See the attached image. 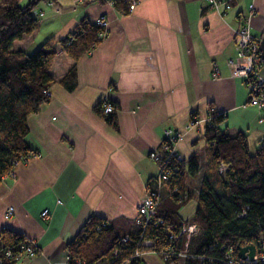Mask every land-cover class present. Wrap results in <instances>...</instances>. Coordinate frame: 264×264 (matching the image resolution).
Returning a JSON list of instances; mask_svg holds the SVG:
<instances>
[{
	"label": "crops",
	"instance_id": "1",
	"mask_svg": "<svg viewBox=\"0 0 264 264\" xmlns=\"http://www.w3.org/2000/svg\"><path fill=\"white\" fill-rule=\"evenodd\" d=\"M227 1L232 5L224 12L210 8L207 0H137L133 11H124L127 2L121 8L114 0L37 3L36 29L15 40L14 47L32 51L52 39L57 53L49 69L53 94L27 117V139L38 152L0 182V230L21 231L38 249L15 264H68L67 243L92 214L125 227L127 220L138 222L137 204L161 169L149 153L161 148L168 127L184 130L192 112L202 123L210 108L224 112L220 126L244 131L249 150L259 148L264 112L245 105L247 87L231 74L229 60L236 59L234 32L251 4V30L262 35L264 0ZM101 14L109 20L106 35L75 60L58 40L83 18L95 21ZM74 63L77 85L69 89L60 80ZM259 68L264 77L263 65ZM106 100L116 108L115 124L95 110ZM203 128L187 131L175 144L185 159L194 155L200 161L199 172L186 176L193 196L180 208L182 218L194 215L201 177L216 169ZM163 192L167 195L166 184ZM8 205L15 212L5 217ZM142 259L163 264L153 253Z\"/></svg>",
	"mask_w": 264,
	"mask_h": 264
},
{
	"label": "trees",
	"instance_id": "2",
	"mask_svg": "<svg viewBox=\"0 0 264 264\" xmlns=\"http://www.w3.org/2000/svg\"><path fill=\"white\" fill-rule=\"evenodd\" d=\"M39 1L0 0V182L14 168L15 160L38 152L27 139V117L46 101L43 90L50 87L53 81L49 69L57 48L52 39L32 51L15 48L14 42L36 29L38 18L34 8ZM114 2L121 8L126 6V0ZM98 31L95 21L83 18L58 42L77 60L100 43ZM60 82L69 89L75 88L76 63ZM95 110L107 121L116 123L114 112L104 113L101 102ZM195 114L192 112L191 116ZM225 117L222 111L214 113L212 118L216 124L207 125L204 131L216 169L212 174L201 177L197 208L190 219L198 224L199 231L191 236L189 255L179 258L181 264H198L200 258L196 255L200 253L208 257L206 262L223 264L225 252L230 246L236 254L239 244L256 243L259 237L264 236V141L251 152L244 131L232 133L228 126H220ZM169 162L177 167L164 183L167 195L162 189L154 220L147 223L144 230L146 237L158 238L159 244L168 243L170 229L174 233L180 232L185 218L180 216L179 210L191 198L186 176L196 175L200 170V161L194 155L183 160L171 157ZM160 219L162 222L157 224ZM125 223L126 227L115 221L108 222L97 214L90 215L67 243L69 264H73L77 257L86 259L90 264L100 259H107L109 264L126 259L128 264H143L142 258H132L136 249L143 248L140 243L142 226L137 221L128 224L130 221L127 220ZM125 234H129L131 239L122 243L120 237ZM185 240L186 234H182L175 242L176 247H181ZM30 242L25 233L3 227L0 230L3 264L17 262L5 256L7 247L18 249L20 244ZM116 248L119 251L114 254Z\"/></svg>",
	"mask_w": 264,
	"mask_h": 264
},
{
	"label": "built area",
	"instance_id": "3",
	"mask_svg": "<svg viewBox=\"0 0 264 264\" xmlns=\"http://www.w3.org/2000/svg\"><path fill=\"white\" fill-rule=\"evenodd\" d=\"M127 9L124 11H133L137 0H126ZM208 6L210 8L216 9L218 11H223L229 7H231L232 3L227 0H207ZM255 6L251 4L249 13L242 18V22L240 26L235 29L234 32V42L237 46V56L236 59H230L229 65L231 69V74L236 77H241L243 82L245 83L248 90V100L245 105H253L259 108L264 112V77L260 74V64L262 61L261 50H260V38L255 35L251 30L250 18L254 14ZM95 23L99 26V31L97 33V38H103L109 27V20L105 14H101L95 20ZM70 41H68L69 43ZM52 91L50 87H46L43 90L44 99H49L52 96ZM103 111L104 113H113L116 108L115 106L108 100L103 103ZM218 110L215 108H210L207 114L206 119L202 123V119L197 116L190 118L184 130H174L173 128L168 127L165 130V138L161 143V148L159 150H152L149 153V157L158 161L161 165L160 173L155 178V186L149 187L145 193L141 196L140 201L137 205V214H138V222L142 226L143 232L141 233L140 243L143 245V248L136 249L135 253L132 255V258L141 259L144 255V251L151 250L152 252H158L162 255L163 260L166 264H181L179 258L186 257L189 255V243L192 235L196 234L199 231V226L196 222L191 221L186 218L185 221L182 222L180 232L174 233L169 230V241L167 244H159L158 238H152L150 236L144 235V230L146 228L147 223L154 220V216L157 213V206L161 202V193L163 189L164 183L169 180L170 175L173 169H176L175 164H171L169 162L171 157H176L178 160H183L184 157L175 150L176 142L184 137L187 131L196 128L197 126H203V130L207 125L213 126L216 123L213 121L214 113H217ZM263 117H260V121H263ZM264 141V137L261 139V143ZM23 157L20 160H15V165H17L20 161L24 160ZM14 165V166H15ZM14 169V168H13ZM13 169L8 172V174H14ZM7 175V174H6ZM176 191V190H175ZM15 207L13 205H8L5 208L4 215L5 217H10L14 214ZM42 215L47 218L50 215V211L45 208L42 211ZM157 224L162 222V219L159 220ZM98 228V227H97ZM186 234V240L181 245V247H176V240L182 235ZM145 236V237H144ZM121 242L125 243L131 239L129 234H125L120 237ZM174 242V244H173ZM248 244V243H246ZM244 244V245H246ZM256 251L253 258H250L248 254L246 257H242L238 255V251L235 254V251L232 246H230L225 252L223 264H264V236L258 238L255 243ZM119 249L116 248L114 254L118 253ZM37 253V249L34 242L23 243L19 245L18 249H13L12 247H7L5 249V256L12 257L16 260H19L23 255H34ZM200 258V262L198 264H214L213 261L206 262L207 256L203 253L196 255ZM206 259V260H205ZM70 261V254L68 255V264ZM128 259L119 262L117 264H128ZM0 264H3V258L0 257ZM73 264H90L86 259L77 257L74 259Z\"/></svg>",
	"mask_w": 264,
	"mask_h": 264
},
{
	"label": "water",
	"instance_id": "4",
	"mask_svg": "<svg viewBox=\"0 0 264 264\" xmlns=\"http://www.w3.org/2000/svg\"><path fill=\"white\" fill-rule=\"evenodd\" d=\"M260 50L262 62L264 63V30L260 38ZM256 251L255 243H248L246 245H238V255L242 257H246V254L249 255L250 258H253Z\"/></svg>",
	"mask_w": 264,
	"mask_h": 264
},
{
	"label": "rangeland",
	"instance_id": "5",
	"mask_svg": "<svg viewBox=\"0 0 264 264\" xmlns=\"http://www.w3.org/2000/svg\"><path fill=\"white\" fill-rule=\"evenodd\" d=\"M262 65H263V67H264V63H261ZM48 100V99H47ZM5 176V175H4ZM193 196V195H192ZM191 196V197H192ZM139 203V202H138ZM138 205V204H137ZM192 217V216H191ZM191 217L189 218V219H191ZM186 219V218H185ZM148 253H153V254H156V255H158L159 257H160V259L162 260V262H163V264H166V262L163 260V257H162V255L160 254V253H158V252H152L151 250H146V251H144V255L145 254H148Z\"/></svg>",
	"mask_w": 264,
	"mask_h": 264
}]
</instances>
